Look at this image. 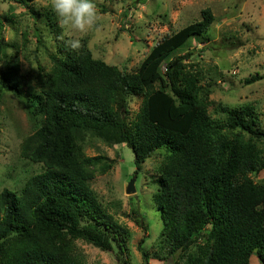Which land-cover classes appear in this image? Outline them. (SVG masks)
<instances>
[{"label": "trees", "instance_id": "trees-1", "mask_svg": "<svg viewBox=\"0 0 264 264\" xmlns=\"http://www.w3.org/2000/svg\"><path fill=\"white\" fill-rule=\"evenodd\" d=\"M13 1L30 7L27 0ZM30 8L37 18L43 16ZM44 16L55 27V18L48 12ZM214 22L213 12L204 10L201 21L153 47L135 72L96 59L86 40L73 51L63 36L50 54V68L39 62L36 89L30 88L18 61L0 68V98L8 91L27 100L36 124L22 142L20 156L44 169L21 194L0 193V264H88L78 242L113 252L118 264H130V231L92 187L114 162L88 156L90 139L114 148L129 146L136 175L161 154L154 193L164 220L160 250L165 257L158 256L160 262L254 264L257 259L264 264V180L254 179L264 171L258 108L219 103V116L213 115L212 76L218 68L207 67L205 74L199 65L187 63L193 43L209 41ZM8 47L0 34V63ZM262 79L257 75L246 84ZM137 97L143 104L132 118ZM145 242L140 250L149 260Z\"/></svg>", "mask_w": 264, "mask_h": 264}, {"label": "rangeland", "instance_id": "rangeland-1", "mask_svg": "<svg viewBox=\"0 0 264 264\" xmlns=\"http://www.w3.org/2000/svg\"><path fill=\"white\" fill-rule=\"evenodd\" d=\"M27 3L43 16L37 18L30 7L20 2L0 0V34L9 45L0 68L4 70L7 64L18 61L32 89L39 85L40 64L50 68V54L56 53L60 36L66 40H86L96 59L123 71L135 72L166 36L201 21L202 12L210 9L215 22L207 34L209 41L194 42L190 48L194 55L187 63L199 65L205 74H208L207 67L218 68L212 76L214 87L210 100L215 105L210 112L213 115L219 116V103L232 107L251 103L257 106L264 127V79L246 84V80L257 75L264 77V0H95L101 19L87 34L62 29L51 10V0H27ZM47 12L55 18V27H51L48 17L44 16ZM6 16L13 18V22L5 20ZM142 104V97L133 100L132 118ZM30 109L27 100L3 91L0 98V193L9 189L21 194L26 182L44 171L42 165L20 156L22 142L36 129ZM86 154L103 155L114 162L109 173L96 176L92 187L109 212L130 231L127 243L130 264H168L157 259L165 257L160 250L163 214L154 200L161 154L148 160L138 175L135 174V154L127 145L114 148L90 139ZM133 179H136V191L129 194L127 189ZM254 179L263 181L264 171ZM143 239L149 260L140 250ZM78 246L88 264H118L113 252H104L84 242H78ZM254 264H259L257 259Z\"/></svg>", "mask_w": 264, "mask_h": 264}, {"label": "clouds", "instance_id": "clouds-1", "mask_svg": "<svg viewBox=\"0 0 264 264\" xmlns=\"http://www.w3.org/2000/svg\"><path fill=\"white\" fill-rule=\"evenodd\" d=\"M50 7L59 26L75 33L87 34L96 28L101 19L95 0H51ZM66 43L73 51L82 47L81 40L77 38L69 39Z\"/></svg>", "mask_w": 264, "mask_h": 264}, {"label": "water", "instance_id": "water-1", "mask_svg": "<svg viewBox=\"0 0 264 264\" xmlns=\"http://www.w3.org/2000/svg\"><path fill=\"white\" fill-rule=\"evenodd\" d=\"M135 182H136V179H133V180L131 181V183H130L128 189H127V192H128L129 194H133V193H135V191H136V188H135Z\"/></svg>", "mask_w": 264, "mask_h": 264}]
</instances>
